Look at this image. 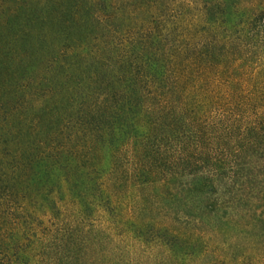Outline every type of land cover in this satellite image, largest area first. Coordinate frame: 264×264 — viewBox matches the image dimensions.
Returning a JSON list of instances; mask_svg holds the SVG:
<instances>
[{"label": "trees", "instance_id": "trees-1", "mask_svg": "<svg viewBox=\"0 0 264 264\" xmlns=\"http://www.w3.org/2000/svg\"><path fill=\"white\" fill-rule=\"evenodd\" d=\"M0 264H264V0H0Z\"/></svg>", "mask_w": 264, "mask_h": 264}]
</instances>
